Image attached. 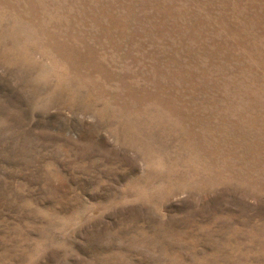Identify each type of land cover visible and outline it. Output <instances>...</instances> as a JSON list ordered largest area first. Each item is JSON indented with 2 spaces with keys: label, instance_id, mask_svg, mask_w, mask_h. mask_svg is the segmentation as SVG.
I'll use <instances>...</instances> for the list:
<instances>
[{
  "label": "rangeland",
  "instance_id": "obj_1",
  "mask_svg": "<svg viewBox=\"0 0 264 264\" xmlns=\"http://www.w3.org/2000/svg\"><path fill=\"white\" fill-rule=\"evenodd\" d=\"M0 264H264V0H0Z\"/></svg>",
  "mask_w": 264,
  "mask_h": 264
}]
</instances>
